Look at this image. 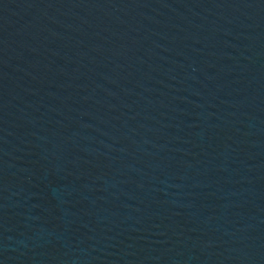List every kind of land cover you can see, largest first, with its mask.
<instances>
[{
  "label": "water",
  "instance_id": "obj_1",
  "mask_svg": "<svg viewBox=\"0 0 264 264\" xmlns=\"http://www.w3.org/2000/svg\"><path fill=\"white\" fill-rule=\"evenodd\" d=\"M0 264H264V0H0Z\"/></svg>",
  "mask_w": 264,
  "mask_h": 264
}]
</instances>
